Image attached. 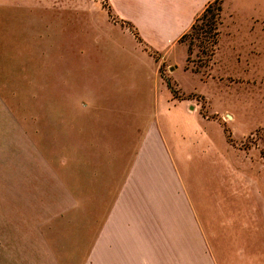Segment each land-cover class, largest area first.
I'll use <instances>...</instances> for the list:
<instances>
[{
    "label": "rangeland",
    "instance_id": "rangeland-1",
    "mask_svg": "<svg viewBox=\"0 0 264 264\" xmlns=\"http://www.w3.org/2000/svg\"><path fill=\"white\" fill-rule=\"evenodd\" d=\"M67 1L0 7V264H81L152 118V63L122 57L107 39L126 42L106 0L91 14ZM236 3L215 17L233 31L222 29L213 54L211 12L170 57L148 52L173 96L218 123L212 132L235 151L236 186L250 188L252 214L264 213V49L252 45L245 64L248 19Z\"/></svg>",
    "mask_w": 264,
    "mask_h": 264
},
{
    "label": "crops",
    "instance_id": "crops-1",
    "mask_svg": "<svg viewBox=\"0 0 264 264\" xmlns=\"http://www.w3.org/2000/svg\"><path fill=\"white\" fill-rule=\"evenodd\" d=\"M212 1L106 0L126 42L113 35L107 39L120 45L122 57L152 63L149 77L156 98L152 118L81 264H264V213L252 214L250 188L236 186L234 149L227 148L226 137L220 144L212 132L216 121L200 115L187 97L173 96L167 82L156 76V58L148 52L170 57L172 47L181 45L182 34ZM232 1L247 13V64L252 45H259L258 53L264 49V37L250 33L257 27L264 32V0H222V14ZM66 3L81 4L86 14L100 6L99 0ZM35 5L31 7L41 4ZM50 6L56 10L62 5ZM0 7L21 12L28 4L0 0ZM236 7L228 11L233 24ZM223 18L215 48L222 29L233 31L222 27Z\"/></svg>",
    "mask_w": 264,
    "mask_h": 264
},
{
    "label": "trees",
    "instance_id": "trees-1",
    "mask_svg": "<svg viewBox=\"0 0 264 264\" xmlns=\"http://www.w3.org/2000/svg\"><path fill=\"white\" fill-rule=\"evenodd\" d=\"M221 1L222 0H213L212 2L208 3L206 5V7L204 8V10L199 14V15H202V16H205L207 12H211V19L209 22H207V25H208V29L207 31L209 32H212L211 33V37H212V40H211V43H212V49H211V54H213V51H214V48L217 44V41H218V36H219V29H218V24L221 22L220 19H215L216 18H219V15H220V11H221ZM213 3H216V6H214L212 8V5ZM215 10V11H214ZM199 15L196 17V19H198ZM195 19V21H196ZM195 21L192 23L191 28H194V25H195ZM189 29V30H190ZM188 30V31H189ZM188 31H186L184 34H182L181 38L186 35L188 33ZM167 82V85L170 87V84L169 82L166 80ZM171 88V87H170ZM172 90V89H171ZM173 92V90H172ZM176 97H180V96H176Z\"/></svg>",
    "mask_w": 264,
    "mask_h": 264
}]
</instances>
